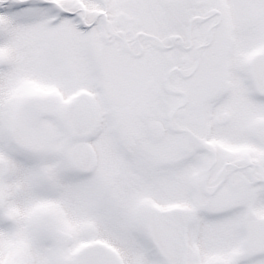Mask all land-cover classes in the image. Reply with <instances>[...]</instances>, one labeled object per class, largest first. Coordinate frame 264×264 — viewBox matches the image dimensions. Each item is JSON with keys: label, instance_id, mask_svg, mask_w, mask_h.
<instances>
[{"label": "snow or ice", "instance_id": "1", "mask_svg": "<svg viewBox=\"0 0 264 264\" xmlns=\"http://www.w3.org/2000/svg\"><path fill=\"white\" fill-rule=\"evenodd\" d=\"M0 264H264V0H0Z\"/></svg>", "mask_w": 264, "mask_h": 264}]
</instances>
